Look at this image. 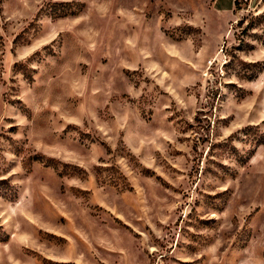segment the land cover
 Returning a JSON list of instances; mask_svg holds the SVG:
<instances>
[{
    "label": "rangeland",
    "instance_id": "rangeland-1",
    "mask_svg": "<svg viewBox=\"0 0 264 264\" xmlns=\"http://www.w3.org/2000/svg\"><path fill=\"white\" fill-rule=\"evenodd\" d=\"M234 1L0 0V264H264V0Z\"/></svg>",
    "mask_w": 264,
    "mask_h": 264
},
{
    "label": "crops",
    "instance_id": "crops-1",
    "mask_svg": "<svg viewBox=\"0 0 264 264\" xmlns=\"http://www.w3.org/2000/svg\"><path fill=\"white\" fill-rule=\"evenodd\" d=\"M235 1H236V0H235ZM235 1H234V2H235ZM234 2H233V4H234ZM232 6H233V5H232ZM231 9H232V8H231Z\"/></svg>",
    "mask_w": 264,
    "mask_h": 264
}]
</instances>
